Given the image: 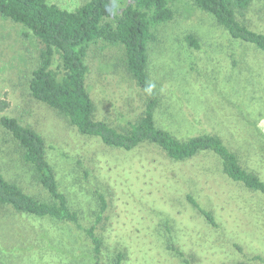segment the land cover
Here are the masks:
<instances>
[{
    "label": "rangeland",
    "instance_id": "rangeland-1",
    "mask_svg": "<svg viewBox=\"0 0 264 264\" xmlns=\"http://www.w3.org/2000/svg\"><path fill=\"white\" fill-rule=\"evenodd\" d=\"M75 9L89 0H50ZM112 17L132 0H111ZM174 17L154 27L149 75L160 97L157 126L180 139L220 135L241 162L264 177V52L234 39L193 0H176ZM244 19L264 32V0ZM194 35L200 48L186 37ZM44 44L23 24L0 16V112L42 133L60 189L82 227L95 228L102 251L73 222L40 218L0 203V260L9 264H264V197L222 173L207 152L179 162L154 145L125 151L84 135L69 118L31 95ZM122 44L88 47L86 84L95 116L120 131L144 114L147 96L126 69ZM0 168L33 196L50 194L15 138L0 123ZM212 212V225L188 199ZM106 210L101 214L102 198ZM180 251L181 253H179ZM184 255H183V254Z\"/></svg>",
    "mask_w": 264,
    "mask_h": 264
},
{
    "label": "trees",
    "instance_id": "trees-1",
    "mask_svg": "<svg viewBox=\"0 0 264 264\" xmlns=\"http://www.w3.org/2000/svg\"><path fill=\"white\" fill-rule=\"evenodd\" d=\"M176 0H132L115 18L111 0H89L75 9L63 8L50 0H0V16L27 27L43 44L40 62L30 80L31 95L69 118L84 135L96 136L107 146L131 151L144 144L154 145L174 161H187L201 154L213 153L221 162L222 173L235 183L264 197V177L241 162L236 150L215 133H202L180 139L171 131L157 126L155 112L160 97L152 82L149 67V42L153 29L174 17ZM201 9L212 14L234 39L254 45L264 52V32L253 29L244 19L256 0H193ZM100 39L125 48L126 69L147 96L144 114L130 129L120 131L105 119L95 116V104L88 91L86 62L88 47ZM188 43L199 49L194 35ZM8 103L0 100V112ZM1 125L19 143L24 159L30 163L41 186L50 194L42 200L26 192L16 182L6 179L0 168V203L18 212L40 218H52L79 223L78 214L71 209L66 194L60 189L55 170L47 158L45 138L19 118L2 114ZM102 198L101 214L106 210ZM187 199L205 218L217 225L212 212L204 209L190 194ZM90 237L95 255L102 251V238L95 228L84 227ZM181 253L180 251H178ZM183 254V253H182ZM184 255V254H183ZM122 253L116 264H120ZM185 264H191L185 257ZM0 264H9L0 260Z\"/></svg>",
    "mask_w": 264,
    "mask_h": 264
}]
</instances>
